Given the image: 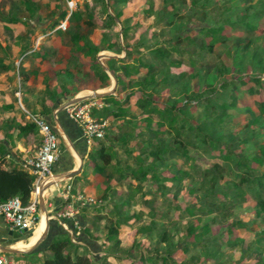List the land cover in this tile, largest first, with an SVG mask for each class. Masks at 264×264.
Returning a JSON list of instances; mask_svg holds the SVG:
<instances>
[{"label":"trees","instance_id":"obj_1","mask_svg":"<svg viewBox=\"0 0 264 264\" xmlns=\"http://www.w3.org/2000/svg\"><path fill=\"white\" fill-rule=\"evenodd\" d=\"M20 1L31 16L38 11V5L32 4L31 0ZM100 1L109 25L115 26L117 33L115 18L121 24L120 32L127 54L123 58L110 57L106 60L108 69L116 78V95L100 98L101 102L111 107L103 108L97 114L100 118L110 116L114 125L110 124V132L106 133L103 140H95L97 146L89 151L83 172L89 169L92 174L99 176L109 169L110 173H113L112 177L116 174L117 178H129L130 181L125 192L121 194H116L110 186V193L104 196L103 203L91 207L95 215L90 224L84 227V236L91 238L90 230L93 227L98 229L99 223L104 220L105 241L109 242L113 249H117L120 244L118 237L121 226L131 219L138 221L147 216L149 221L138 226L137 232L142 235L155 233L159 237L156 244L162 249L154 247L142 251L134 264H234L233 250L240 254L236 264H264L258 245L264 237L263 232L257 233V238L248 243L241 239L232 241L224 236L218 242L213 241L217 238L212 236V225L227 220L233 210L243 204H253L254 220L264 217V142L249 151L246 147L237 148L238 144L264 138V95L255 101L257 114L253 117L250 115L252 120L243 125L245 129H251V133L244 136L242 141L239 136L234 137L238 126L232 113L237 109L240 99L238 90L247 86L245 91L249 94L260 92L264 89V77L245 75L238 80L224 81L218 92L214 88L206 93L189 87V81L196 78V70L211 67L207 60L205 62V56L212 55L215 45L224 42L228 37L225 35L233 28L240 30L239 27H245L250 32H262L263 28L257 26L256 18L260 15L259 8L264 9V1L258 0L259 7L257 3L245 6L234 18L230 12L231 7H225L221 21L211 24L203 22L195 27L202 37L210 38L208 42L197 43L184 23L199 13L202 18L211 21L212 11L220 8L217 2L160 0L162 6L157 9L155 0H143L142 6L139 7L142 19L155 17L152 25L156 26L166 21V28L170 26L172 33L165 39H159V35L165 33L164 28L154 31L158 38L154 42L148 43L140 38L132 44L126 41L131 33L142 35L148 29L143 31L139 22L128 24L122 18L123 8H119V5H126L134 0ZM107 7L111 8L113 15L107 11ZM67 13L65 7L59 14L60 22ZM82 18L87 25H91V21L84 20V14L78 9L68 17L69 26L65 31L76 49L90 57V68L94 76L107 85L109 77L96 59L101 46L91 44L80 32L79 22ZM0 20L4 23L24 24L22 19L10 13L1 14ZM56 24L58 23L55 22L54 26ZM57 31L62 32L61 29ZM183 42L185 46L188 44L190 50V43L194 44L192 50L186 48ZM104 48L115 53L122 50L118 40L107 42ZM25 50L27 49L23 51ZM128 50L139 56L131 58ZM148 53L149 62H144L143 55ZM173 54L179 55L180 58L173 60ZM182 65L188 66L189 69L172 74L173 68ZM13 68L12 62L0 54V74ZM165 91L167 96L164 99ZM190 107L201 108L202 112L193 114ZM94 110L95 108L91 114ZM44 112L48 113L49 109L45 108ZM0 124L7 130H17L19 137L38 132L32 120L19 122L15 118H7L2 119ZM7 135L11 137L8 132ZM130 140H134L132 147L127 146ZM119 147L132 162L123 160L124 165H121L117 152ZM5 150V146L0 145V202L18 196L26 204L31 199L35 176L21 166L2 168ZM191 150L199 151L208 158H219L220 162L215 161L202 167L195 162ZM215 151L218 154H214ZM169 155H179L187 169L173 165L168 167ZM190 175L195 178L190 194L202 193L203 198L185 208L186 214L194 217L195 222L186 229L187 238L182 242L176 240L170 232L171 223L165 222L166 214L162 211L155 208L146 212L129 210L138 197L144 199L146 194L152 193L151 190L144 191V183H155L157 190L165 192L168 190L166 181L172 184L180 183ZM151 202L152 200H143V203ZM166 206L167 209L171 208L170 203H166ZM175 208L180 209L179 206ZM69 224L71 225L70 222ZM52 227L46 240L36 250L15 256L28 257L32 261L39 257V253H46L43 255L42 264H94L86 254L78 253L80 246L71 240L68 232L62 228L56 231ZM226 231L227 235L233 233L232 224L227 226ZM226 248L230 251L225 252ZM247 258H253L254 262H243Z\"/></svg>","mask_w":264,"mask_h":264},{"label":"rangeland","instance_id":"obj_2","mask_svg":"<svg viewBox=\"0 0 264 264\" xmlns=\"http://www.w3.org/2000/svg\"><path fill=\"white\" fill-rule=\"evenodd\" d=\"M264 1V0H263ZM32 4L38 5V11L31 16L29 12L26 10L25 6L22 5L20 0H0V15L1 14H14L15 16L24 20L23 25L18 24H8L5 25L0 20V54L5 55L7 59L12 62L14 65V69L16 72V81L17 85L20 88V84L23 81V75L18 73L19 70H22L21 61L19 60V51L15 46H21L25 49H47L52 50L51 57L42 60L40 62V66L38 68L41 69L43 67L44 73H48V69L53 66L60 65L68 70H70L73 74V80H78L79 83L83 82H95L97 84H103L104 82L100 81L97 77L94 76L91 69L89 71L80 69V61L87 60L88 57L83 53H79L78 57L72 56L68 51L67 47H75L69 40L68 34L65 30L64 34H66V40L62 38V43L60 46H63L65 49H62L60 46L55 48H51V40L55 38L56 33L54 31L49 32L50 27L55 22L59 25L61 24L59 14L66 7V0H31ZM220 6L216 11H212L211 13V21L209 19L202 18L201 13L197 14L194 18L190 20H186L184 25L188 28L191 37L195 40V42L199 43L201 41L208 42L210 40L209 37H202L198 34L196 30V26L207 22L209 24L221 21L223 10L225 7H231V13L233 18L236 13L241 12V9L245 6H249L250 4H258V0H214ZM142 5L140 0H134L126 5H119V8H123V19L127 21L128 24H134L135 22L142 23L145 28L148 27L147 31L143 32L142 35L137 33H131L126 41L127 43H134L140 38L143 41L148 43L154 42L156 39H165L170 36L172 33V28H166V21L162 22L161 25H152L154 24L156 18L152 17L149 19L143 20L140 13L139 7ZM78 9L82 11L84 14V20H90L91 25H87L86 21L81 19L80 23V32L87 37V40L90 41L91 44L97 43L103 48L106 46L107 42H115L118 40L121 45V39H119L120 34L116 32L115 26L109 25L107 17L103 12V4L100 0H78L77 3ZM157 9H160L162 6L160 0H157ZM260 5L258 4V7ZM112 13L111 8L107 9V11ZM187 10V8H186ZM229 13V12H228ZM260 15L256 18L258 20L257 26L259 28H263L262 32H250L245 27H239L240 30L237 29H228L230 33L226 37L225 41L221 43H217L214 47V52L212 55H206V60L210 63L211 67H201L199 70H196V78H193L189 81V87L195 91H204L208 92L210 89L214 88L216 92L220 91L221 84L224 81L238 80L241 76L252 75V76H261L264 77V9L259 8ZM71 15V14H70ZM185 22V21H184ZM57 24V25H58ZM58 25V28H60ZM119 25L117 24V29ZM165 29V33L159 35L157 38L154 34V31ZM62 29V28H61ZM237 30V31H236ZM160 34V33H159ZM41 38V39H40ZM43 38V39H42ZM44 40L45 43H42ZM103 43H102V42ZM41 43V45H40ZM195 43V44H197ZM184 44V42H183ZM192 43H190V48H193ZM185 46V44H184ZM189 49L188 44L185 46ZM4 51H3V50ZM190 50V49H189ZM190 50V51H191ZM129 55L131 58H135L139 56L136 53H132L130 50ZM104 54V53H103ZM237 57V59H236ZM180 58L179 55L173 54L172 59L177 60ZM150 54L143 55V61L149 62ZM80 60V61H79ZM104 62V61H103ZM36 64V63H35ZM106 64V63H105ZM37 65V64H36ZM189 67L186 65H182L179 68H173L172 74H177L183 70H188ZM195 69V68H194ZM192 69V70H194ZM82 74H81V73ZM64 81V80H63ZM78 83V84H79ZM106 83V82H105ZM113 81L108 86V90L111 88ZM77 85V83H76ZM75 85V86H76ZM251 85V84H250ZM17 86V87H18ZM247 86H242L238 92L240 93V99L237 102V109L235 108L232 113H234L233 120L237 122V128L234 131V137H240V141L251 133V129L243 127L244 124L248 123V120H252V117L257 114V101L259 98H263L264 89L260 92H256L253 94H249L246 92ZM18 90V89H16ZM19 93V91H17ZM89 94V92L84 91L80 93V95ZM214 94V93H213ZM163 98L165 99L167 96V91L163 92ZM17 102V101H16ZM19 105L18 102L16 103ZM20 106V105H19ZM111 107V106H110ZM113 107V106H112ZM101 110V109H100ZM191 112L193 114L201 113L202 109L198 107H190ZM252 117H251V116ZM98 119H108L111 122L110 116L105 118L97 117ZM109 128L105 130L103 140L106 136V133H109ZM169 141V139H167ZM264 142V138H260L256 141H252L250 143H241L238 144L237 148L246 147V150H252L256 148V146ZM116 143V142H115ZM119 143V142H118ZM134 145V140H130L127 143V146L132 147ZM239 150V149H237ZM118 156L121 158V165H124L123 160H128L132 162V159H128L126 155L122 152V149L117 148ZM214 154H218L216 151ZM191 155L194 156L195 162L200 164L202 167L209 166L212 162H220L219 158H208L205 155H202L199 151H192ZM168 167L173 165L174 167H183L187 169V166L183 164V160L179 155H169L167 158ZM170 165V166H169ZM113 174V173H112ZM110 175V172L107 173ZM115 180L112 183L111 190H114L116 194H121V192H125L127 189V183L130 181L129 178H117L116 174L114 175ZM194 177L190 175L187 179L183 180L180 183L172 184L170 181L165 182V186L168 188L167 191H159L156 189L155 183L147 182L143 184L144 191L151 190L152 193L146 194L144 199L152 200L151 203H143L144 199L138 197L134 202L133 206L129 210L138 211L143 210L146 212L150 208H155L157 210L162 211L166 214L165 222H170V232L173 233V236L176 240L182 242L187 238L186 229L194 224L195 218L189 217L185 208L191 204L199 202L203 198L202 193L190 194V189L194 186ZM94 197L98 199H102L100 196H96L92 194ZM154 198V199H152ZM165 202V203H164ZM166 203H170L171 208L167 209ZM179 206L180 209L175 208ZM107 210V208H105ZM255 214L253 210V204L251 202L241 205V207H237L233 210V213L227 220H224L219 223H215L212 225V236H214L216 241L223 238V236L229 240H237L241 239L245 243L257 238V233H264V217H261L258 220H254ZM149 221L147 216H144L141 220L131 219L126 224L122 225L119 230V246L117 249H113L112 246L106 248V252L112 253L115 255L114 260H106L103 259L102 264H134V261L137 260L142 251H146L147 249L151 250L152 248H158L161 250V247H158L157 240L158 236L155 233H151L148 235H142L137 232L138 226L143 223ZM229 224H232V234H226V228ZM121 236V237H120ZM190 239V238H188ZM4 244V242H2ZM6 245V244H5ZM259 255L261 258H264V237L261 239V242L258 243ZM157 246V247H156ZM112 248V249H111ZM230 251V249L226 248L224 251ZM6 256L7 260L12 261L13 264L17 261L14 254L1 253ZM108 257L107 253L105 254ZM240 254L238 251H232V259L234 264L237 263ZM225 258L226 255H225ZM112 259V258H108ZM43 260V258H42ZM213 262H216L213 260ZM243 262H254L253 258L244 259ZM202 264V263H195ZM211 264V263H206ZM218 264V263H217Z\"/></svg>","mask_w":264,"mask_h":264},{"label":"crops","instance_id":"obj_3","mask_svg":"<svg viewBox=\"0 0 264 264\" xmlns=\"http://www.w3.org/2000/svg\"><path fill=\"white\" fill-rule=\"evenodd\" d=\"M140 3L143 4V0H140ZM156 4H157V0H155V5ZM65 19L66 17L63 20ZM147 19L149 18H146V20ZM66 22H67L66 27H68L69 20L67 19ZM4 24L23 25L20 23H4ZM116 24L119 25L118 33L122 37L120 32L121 24L119 22H116ZM58 25L56 24L54 26V24H52L50 29H48L50 30L49 32L54 31L56 33L55 38L51 40L50 47L52 49L53 48L57 49V47L61 45L62 38L63 39L65 38L64 42L66 40L65 37L66 34H64L63 31L66 30V28L65 29L58 28ZM142 25L143 24L141 23V26ZM58 29H61L62 32L58 33L57 31ZM145 29L146 28L142 26L141 30L144 31ZM120 41L122 46V50L120 53H115L105 48H104L105 50L102 51L103 48L101 47L100 51L96 54V59L99 54H103V53L116 54L117 56H119L113 58H123L124 56H126L127 51L124 48L123 38ZM42 43H45V41L43 40ZM15 47L18 49L16 50L15 53L19 51V60L21 61L20 64L22 67V70L18 68L19 70L18 73L23 74V81L22 84H20V88H19V86L17 85L16 72L14 68L0 74V121L2 119L15 118L17 121L23 122L24 120H29L27 117V113H29V114L41 115L52 124L53 129L55 130V132L59 137L58 157L53 164V173H54L53 177H55L56 179L55 181H52L51 180L53 178L52 177L47 180L46 183L47 185H45L44 187L45 190H43V194H44L43 198H44L46 210L50 218V227L53 226L52 228L55 229L56 231L59 230V228H62L63 230L68 232L63 226L64 220H60L57 217L58 214L62 212L66 208L67 204L70 202V199H67L62 196V191L66 189L68 185H70L72 188L71 190L72 193L83 192L90 196H93L92 194H94L98 197L100 196L104 200L105 199L104 196H106L107 194L109 195L110 193L109 187L112 186L115 177H112L111 173L109 176L107 175V173L110 172L109 169H106L99 176L92 174L89 169L83 172L86 157L89 151L92 149V147L97 146V141L93 140L91 143L86 142V140L82 137V133L79 125L76 124L73 120H71L67 116L64 107L67 104L69 98L83 96L80 95V93L84 91H87L90 94L92 91L103 92L108 90L107 88L111 84L113 79L104 70L109 77V81L107 85L106 83L97 84L96 81L90 84L89 82L79 83L78 80H73L72 78L73 74L70 70L66 69L65 66L61 67L60 65L53 66L52 68H50V70L48 69V73H44L43 67L38 70L37 66L38 67L40 66V62L42 60L51 57L52 50H47V49L35 50L28 48L27 50L23 51L25 48L21 49L20 45ZM60 47L62 49H65L63 46ZM66 49L72 56L76 58L78 57L79 53L85 54L84 52L77 50L76 46L75 47L68 46ZM123 49L125 51L124 53H123ZM42 54H44V56ZM85 56L87 55L85 54ZM87 57L88 59L82 60V62L79 60L80 61L79 68L80 69L82 68V70L87 69L89 71V69H91L90 68L91 60L89 56ZM108 58L110 57L101 58V62L107 68L108 66L106 60ZM98 63L100 64L99 61ZM17 91H19V93H17ZM112 95H116V88L114 94ZM99 99L100 98H89L84 101H81L84 103L85 102L95 103V105L91 108V112L95 108L94 113L92 114L94 118L99 117L97 112L100 111V109L106 107L110 108L111 106L105 104L104 102H101ZM16 101L20 106L19 105L17 106ZM45 108L49 109L48 113L44 112ZM111 124L114 125V122H111ZM7 132L11 134V137L7 135ZM40 143H41V138L38 132L35 134H27L26 136L19 137L17 135V130H12V129L7 130L6 128L2 127L0 124V145H4L6 149L4 153V160L1 163V167L7 169L10 167L21 166V164L26 159V157L32 154L39 147ZM80 157H83V164L81 169L72 178L67 177L66 176L67 172L75 170L76 168L79 167ZM35 197L38 200V194H35V192L32 191L31 198L34 199ZM88 208L89 209H84V208L80 209L76 214V218L82 225V229L80 230V233L77 236V241L75 242L80 246L78 249V253L86 254L93 261L94 264H102L101 261L103 259L113 261L115 255L112 254L111 252L108 253L105 251L106 248L109 247V242L105 241L106 232L103 227L104 220H102L99 223L100 225L98 226V229H96V227H93L90 230V233L92 235L91 238L90 237L86 238V236H84L83 234L84 227L90 224V222L93 219V216L95 215L91 207ZM61 209L63 210L61 211ZM37 211H38L39 221L34 227V229L31 231L11 230L8 227V225L5 223V221L2 218H0V243L2 244V242H4V244L12 245L15 248H20L33 243L38 238V236H40L42 230L45 227V216L41 213V210L39 208V203H38ZM106 211L107 210L105 209V213H107ZM65 223L69 225L68 220ZM38 225L39 227L37 228ZM10 231H12V234L9 233ZM106 253L108 257H106L105 255ZM44 254L46 253H39V257L32 259V261L31 258L28 257L16 258L17 261H15L14 264H42L43 262L42 258ZM108 258H112V259H108ZM10 263L13 264L12 261H10Z\"/></svg>","mask_w":264,"mask_h":264},{"label":"built area","instance_id":"obj_4","mask_svg":"<svg viewBox=\"0 0 264 264\" xmlns=\"http://www.w3.org/2000/svg\"><path fill=\"white\" fill-rule=\"evenodd\" d=\"M78 0H66L68 13L66 19L59 25L65 29L67 19L72 12L77 10ZM95 103L78 102L64 107L67 116L79 125L82 137L87 143L93 140H100L104 137L105 130L110 127L108 119L94 118L91 114V108ZM100 105V104H98ZM29 120H32L36 126L41 138L39 147L21 164V167L35 176L34 189L35 194L42 188L45 190L47 180L54 176L53 164L58 157L59 137L52 124L43 116L27 113ZM56 117V116H55ZM70 185L62 191V196L70 199L66 208L58 214L60 220H64L63 226L70 234L73 242L77 241V236L82 229V225L76 218L78 210L103 203L102 199L95 198L83 192L72 193ZM38 200L35 197L24 204L18 196H12L6 201L0 202V218H2L11 230L31 231L39 221ZM69 221L71 225L65 222ZM0 264H11L6 256L0 254Z\"/></svg>","mask_w":264,"mask_h":264},{"label":"water","instance_id":"obj_5","mask_svg":"<svg viewBox=\"0 0 264 264\" xmlns=\"http://www.w3.org/2000/svg\"><path fill=\"white\" fill-rule=\"evenodd\" d=\"M109 9V7L107 8ZM108 12L113 15L109 10ZM115 21H117V19L115 18ZM120 39H122V37L120 36ZM124 49H123V53H124ZM105 57H119L116 54H99L97 56L98 61L100 62V64L102 65V67L104 68V70L111 76V78L113 79V85L111 86V88L109 90L103 91V92H97V91H92L90 94L88 95H83V96H77L74 98H69L68 102L66 105H70V104H74V103H78L81 101H84L86 99L89 98H101L104 96H108V95H112L115 92V88H116V78L111 74V72L108 70V68L101 62V58H105ZM65 105V106H66ZM83 164V157H80V165L78 168H76L75 170L69 171L67 172L66 176L69 178H72L73 176H75L79 170L81 169ZM43 189L41 188L38 191V203H39V208L41 210V213L45 216V227L40 235V237L38 238V240L29 248L26 249H22V248H15L12 245H5V244H1L0 243V253H7V254H18V253H31L34 250H36L39 245L46 240V238L48 237L49 234V230H50V218H49V214L46 210L45 207V203H44V198H43ZM10 234H12V231L9 232Z\"/></svg>","mask_w":264,"mask_h":264},{"label":"bare ground","instance_id":"obj_6","mask_svg":"<svg viewBox=\"0 0 264 264\" xmlns=\"http://www.w3.org/2000/svg\"><path fill=\"white\" fill-rule=\"evenodd\" d=\"M53 177V176H52ZM52 177H50V178H52ZM55 177H53L51 180L52 181H55ZM39 224H40V222H39ZM39 227V225L37 226V228ZM43 231V230H42ZM41 235V234H40ZM40 236H38V238H39ZM38 238L33 242V243H31V244H28V245H26V246H23V247H20V248H22V249H26V248H29L30 246H32L37 240H38Z\"/></svg>","mask_w":264,"mask_h":264}]
</instances>
